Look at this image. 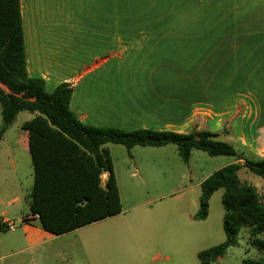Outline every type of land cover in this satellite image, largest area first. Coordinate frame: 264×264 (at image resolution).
Returning <instances> with one entry per match:
<instances>
[{"label": "crops", "instance_id": "1", "mask_svg": "<svg viewBox=\"0 0 264 264\" xmlns=\"http://www.w3.org/2000/svg\"><path fill=\"white\" fill-rule=\"evenodd\" d=\"M21 9L28 75L48 92L71 84L70 107L83 124L212 131L264 158V0H21ZM233 84L246 93L200 98L210 85ZM5 134L1 167L16 172L13 156L2 162ZM15 217L0 216V264L35 261L36 249L57 240L40 220L3 239L1 221Z\"/></svg>", "mask_w": 264, "mask_h": 264}, {"label": "trees", "instance_id": "2", "mask_svg": "<svg viewBox=\"0 0 264 264\" xmlns=\"http://www.w3.org/2000/svg\"><path fill=\"white\" fill-rule=\"evenodd\" d=\"M0 87L2 125L0 139L22 112L35 114L21 130L26 133L34 182L30 213L39 215L42 227L53 235H64L122 212L109 144L161 148L175 144L184 164L192 152L211 157L229 156L234 163L209 176L201 185L200 207L195 220L209 216L210 200L220 189L225 210V241L199 253L201 264H213L239 244L240 233L249 229L250 244L264 253V198L239 177L242 169L264 179V158L247 159L220 134L211 131H172L97 128L83 124L70 107L74 88L60 84L48 92L40 78L27 72L21 0H0ZM104 174H108L106 181ZM242 264H264V259H246Z\"/></svg>", "mask_w": 264, "mask_h": 264}, {"label": "rangeland", "instance_id": "3", "mask_svg": "<svg viewBox=\"0 0 264 264\" xmlns=\"http://www.w3.org/2000/svg\"><path fill=\"white\" fill-rule=\"evenodd\" d=\"M149 8L150 5H144V11ZM236 91L245 94L246 85H210L205 92L207 95L203 93L200 98L208 100ZM28 115L29 112L20 113L5 134L2 162L13 156L16 172H12L9 165L8 169H3L0 163V216L3 212L16 216V231L22 224L20 219L30 213L19 215V207L29 204L34 182L27 136L18 128ZM107 148L118 183L122 212L57 236L55 242L45 243L34 251L35 261L19 264H201L199 253L225 241L223 189L212 196L206 220H195V215L200 207L203 181L221 168L234 164L236 158L211 157L204 151L194 150L189 163L184 164L175 144L161 148L136 146L130 150L109 144ZM235 149L241 152L240 148ZM245 152V158L254 160ZM239 177L264 198L263 178L247 169H242ZM103 180L107 178L103 176ZM15 198L20 200L8 206L7 203ZM14 232H6L3 239H14ZM249 237V229L244 228L239 244L213 264H242L246 259H264V253L250 244ZM260 239L264 240V236Z\"/></svg>", "mask_w": 264, "mask_h": 264}, {"label": "built area", "instance_id": "4", "mask_svg": "<svg viewBox=\"0 0 264 264\" xmlns=\"http://www.w3.org/2000/svg\"><path fill=\"white\" fill-rule=\"evenodd\" d=\"M39 220V215H34V214H27L22 217L21 222L30 224L33 223L34 221ZM1 225L4 227L5 230L14 232L16 231V225L13 222L10 221H1Z\"/></svg>", "mask_w": 264, "mask_h": 264}, {"label": "water", "instance_id": "5", "mask_svg": "<svg viewBox=\"0 0 264 264\" xmlns=\"http://www.w3.org/2000/svg\"><path fill=\"white\" fill-rule=\"evenodd\" d=\"M0 87H2L7 93H11V91L1 83H0Z\"/></svg>", "mask_w": 264, "mask_h": 264}]
</instances>
